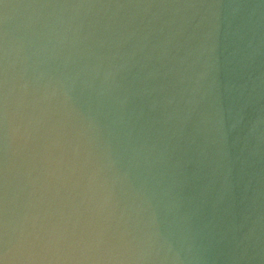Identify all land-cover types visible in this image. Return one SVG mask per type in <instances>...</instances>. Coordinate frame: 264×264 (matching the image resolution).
I'll list each match as a JSON object with an SVG mask.
<instances>
[{
    "label": "clouds",
    "instance_id": "9594fccd",
    "mask_svg": "<svg viewBox=\"0 0 264 264\" xmlns=\"http://www.w3.org/2000/svg\"><path fill=\"white\" fill-rule=\"evenodd\" d=\"M0 264H264V0H0Z\"/></svg>",
    "mask_w": 264,
    "mask_h": 264
}]
</instances>
